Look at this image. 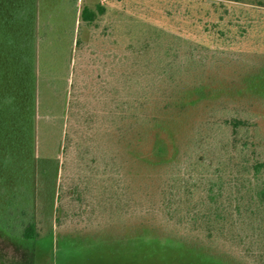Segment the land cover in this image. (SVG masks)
Listing matches in <instances>:
<instances>
[{"label": "trees", "instance_id": "1", "mask_svg": "<svg viewBox=\"0 0 264 264\" xmlns=\"http://www.w3.org/2000/svg\"><path fill=\"white\" fill-rule=\"evenodd\" d=\"M128 2L0 0V12H4V18L9 16L8 20L1 17L0 25L22 29L28 23L29 28L26 35L18 30L20 37L10 52L6 49V53L19 55L17 76L27 72L32 84L33 95L24 110L28 116H19V122L25 119L33 128L37 110L40 116L46 114L59 136L64 173L66 164L73 160L80 176L84 168V178L93 184L89 192L85 191L87 187H82V193L78 187L71 189L69 197L76 201L82 197V201L84 193L90 194L89 212L95 205L99 215L105 214L108 205L112 219L125 223L110 224L98 233H116V239L124 242L140 240L141 234H128L133 229L139 233L144 230L141 207L144 209L146 168L168 165L158 183L163 215L174 226L196 233L207 246L229 243L253 262H264V155L258 157L254 149L253 161L238 158L209 162L196 157L203 144L222 156V147L215 143L218 138L211 136L216 130L212 129L207 138L201 132L191 136L185 146L194 149L192 159L187 158L179 169L175 166L178 157H168L171 149L180 153V129L190 124L196 108L214 110L220 104L244 103L251 109L264 100V0H158V25L137 17ZM144 10L151 15L155 8ZM111 14L115 20L109 36L114 37L115 55L121 52L123 63L130 58L125 54L129 51L132 59L139 60L134 65L142 71L136 75L133 68L121 70L116 68L117 61L99 86L90 72L79 98V56L84 45L81 31L98 29ZM97 62L95 59L87 68L97 69ZM28 65L36 69L31 72ZM46 89L52 96L49 104L43 97ZM147 91L148 95L158 94L157 103L148 100L145 104L142 93ZM146 110H151L148 118ZM223 122L236 135L247 127L243 118L231 117ZM222 128L218 127L220 131ZM260 131L252 130L256 140ZM33 141L29 146L24 138L17 139V147H29V162L34 158ZM254 144L245 140L243 148ZM18 181V177L5 181L14 186L11 196ZM19 189L24 190L21 186ZM59 190L58 228L65 197L63 186ZM39 237L30 220L21 238L29 242Z\"/></svg>", "mask_w": 264, "mask_h": 264}, {"label": "rangeland", "instance_id": "2", "mask_svg": "<svg viewBox=\"0 0 264 264\" xmlns=\"http://www.w3.org/2000/svg\"><path fill=\"white\" fill-rule=\"evenodd\" d=\"M128 1L132 3V8L129 7L138 15L137 17H143L158 25V17L155 16L158 0ZM145 7L155 8V11L151 15L145 14ZM1 17L4 18L3 11L0 12V19ZM8 17L7 15L4 19L8 20ZM114 20L111 14L99 23L98 29L81 31L84 45L81 56H79L81 58L79 59L81 66L78 78L80 90L77 91L79 98L85 90L81 85L87 82L91 73L99 86L101 80L109 75L112 67L117 65V61L119 62L116 68L118 66L121 70L133 68L136 75L142 71L134 65L139 63V60L132 59V53L129 51L125 50V54H129L130 58L124 60L123 63H120L123 61H120L122 53L119 52L120 56L115 55L116 51L112 48L114 37L109 36ZM27 25L28 23L24 24L22 29L0 25V52L5 53L7 58L3 60V54L0 56V264H264L262 260H258L257 263L253 262L242 254L240 248L231 246L229 243L220 242L219 246H207L200 241V236L196 233H190L182 227L174 226L163 215L159 208L158 183L165 176L163 171H166V167L170 168L167 164L160 168L158 166L146 168L148 177L145 180V194H143L145 195L144 209L141 207L144 230L139 233L138 230L133 229L128 234L129 237L141 234L143 236L141 241L137 238L135 242L133 240L124 242L116 239L119 238L116 233L97 232L108 225L111 226L110 224L125 225V223L118 220L115 222L112 219L108 214V205L105 206L107 212L99 215L100 211L96 209L95 201L94 211L89 212V204L92 203L90 194L85 196L84 193L82 201V197L79 201L69 197L71 189L78 187L82 193L85 189L82 187H87L85 191L89 192L93 184L92 181L86 180L87 177L84 178L87 174L84 168L80 176L79 170L73 167L75 164L73 160V163L66 164L67 168L64 173L65 161L62 160L60 153L59 136L46 114L40 116L37 110L39 115L34 118L33 128L29 122L25 123V119L19 122V116H28L25 111L28 108L29 97L33 95L32 84L26 76L27 72L24 71L20 77L17 76L15 70L18 68L19 55L13 52L6 53V49L10 52V47H13L16 38L20 37L19 32L23 35L29 32ZM147 58L149 59V56ZM95 59H98L97 69H88V65H91ZM147 63L149 67L150 60ZM28 66L31 72L36 69L35 65ZM17 71L20 70L17 69ZM111 74L110 77H113L114 74L113 76ZM139 78H135V81ZM36 90L37 87H35V93ZM148 93V91L142 93L145 104L148 100L157 103L158 94L148 95ZM43 97L49 104L52 96L48 89ZM18 98L22 99V102H19ZM20 103L22 106H19ZM239 104L236 106L220 104L217 108H213L214 110L195 109L190 118V124L185 123L180 129L181 133L178 135L180 153L175 147L168 153L170 158L178 157V163L175 164L176 169L182 167L187 158L192 159L194 149L191 146H189L190 149L185 146L187 143L190 144L188 141L191 136L193 137L196 132H201L207 138L212 129L216 132L211 136L214 140L218 138V142L215 143L222 147L223 157L220 153L209 150L210 148L203 143H197L203 144L204 147L198 155H195L196 157H203L209 162L218 160L229 162L230 159L238 158L253 161L256 154L258 157L264 155V100L257 102V106H252L251 109L249 105ZM150 111L146 110L147 118L150 116ZM152 114L155 115V113ZM231 117L246 119L247 127L239 130L237 135L224 125L223 121ZM218 127L223 128L220 131ZM253 129L262 131L257 134L258 140L253 137ZM8 135L10 136L6 140L5 137ZM20 137L24 138L26 145H31L34 139L33 162L28 160V146L17 147V139ZM245 140L254 141L255 144L245 149L243 148ZM254 149L256 154L251 152ZM71 174L74 175L68 179ZM11 177H18L20 183L15 187L16 191L13 196H11L10 188L14 186L6 185L5 182ZM20 186L24 188L23 191L19 189ZM60 186L61 188L63 186L65 197L61 205V227L58 228L55 218L57 206L60 204L58 201ZM95 198L99 201L102 199ZM30 220L35 224L40 237L34 241H23L21 231ZM130 223L133 224L136 221ZM126 224L129 223L126 222Z\"/></svg>", "mask_w": 264, "mask_h": 264}]
</instances>
